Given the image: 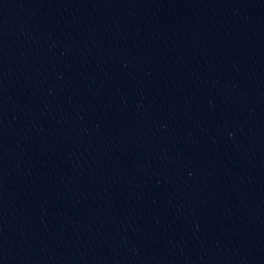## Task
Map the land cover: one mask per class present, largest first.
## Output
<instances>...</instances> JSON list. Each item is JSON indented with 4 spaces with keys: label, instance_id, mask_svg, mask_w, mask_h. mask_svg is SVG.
Instances as JSON below:
<instances>
[{
    "label": "water",
    "instance_id": "95a60500",
    "mask_svg": "<svg viewBox=\"0 0 264 264\" xmlns=\"http://www.w3.org/2000/svg\"><path fill=\"white\" fill-rule=\"evenodd\" d=\"M0 264H264V0H0Z\"/></svg>",
    "mask_w": 264,
    "mask_h": 264
}]
</instances>
